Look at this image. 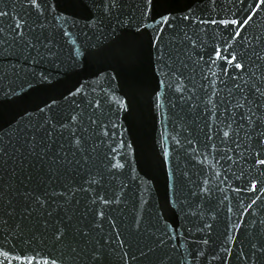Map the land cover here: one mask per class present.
Listing matches in <instances>:
<instances>
[{
  "label": "water",
  "instance_id": "1",
  "mask_svg": "<svg viewBox=\"0 0 264 264\" xmlns=\"http://www.w3.org/2000/svg\"><path fill=\"white\" fill-rule=\"evenodd\" d=\"M0 264H264V0H0Z\"/></svg>",
  "mask_w": 264,
  "mask_h": 264
},
{
  "label": "snow or ice",
  "instance_id": "2",
  "mask_svg": "<svg viewBox=\"0 0 264 264\" xmlns=\"http://www.w3.org/2000/svg\"><path fill=\"white\" fill-rule=\"evenodd\" d=\"M238 67H240V65H237Z\"/></svg>",
  "mask_w": 264,
  "mask_h": 264
}]
</instances>
